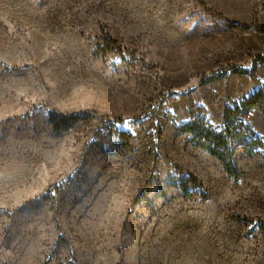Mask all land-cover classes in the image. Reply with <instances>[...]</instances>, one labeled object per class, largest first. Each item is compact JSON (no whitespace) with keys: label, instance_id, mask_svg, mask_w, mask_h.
<instances>
[{"label":"rangeland","instance_id":"obj_1","mask_svg":"<svg viewBox=\"0 0 264 264\" xmlns=\"http://www.w3.org/2000/svg\"><path fill=\"white\" fill-rule=\"evenodd\" d=\"M259 26L264 0H0V264H264L263 153L236 180L178 133L264 85Z\"/></svg>","mask_w":264,"mask_h":264},{"label":"trees","instance_id":"obj_2","mask_svg":"<svg viewBox=\"0 0 264 264\" xmlns=\"http://www.w3.org/2000/svg\"><path fill=\"white\" fill-rule=\"evenodd\" d=\"M246 28V27H245ZM264 33V26L257 28ZM105 47L109 51L117 52L124 56L125 51L112 37L104 39ZM254 60L264 63V53L254 55ZM252 71L245 67H231L229 70L217 72L209 76L205 82H217L234 75L251 74ZM259 108L264 113V85L252 95L244 99L239 104L226 109L223 124L215 126L201 110L196 111L191 120L178 127L179 134H188L192 144L215 157L229 176L240 179L243 176L237 161V151L242 150L247 156L255 157L263 153L264 164V138L260 137L251 125L246 121V117L255 109ZM96 118L94 113H70L58 114L50 113L49 121L55 132L70 129L75 123ZM116 136L131 135L126 132L115 131ZM197 184V180H193ZM189 180H182L177 184L184 192L188 193Z\"/></svg>","mask_w":264,"mask_h":264}]
</instances>
